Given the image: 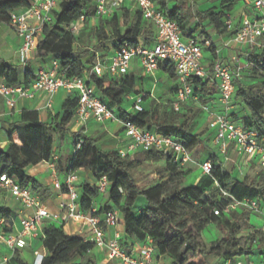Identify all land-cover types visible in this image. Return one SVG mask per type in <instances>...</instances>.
<instances>
[{"label":"trees","instance_id":"16d2710c","mask_svg":"<svg viewBox=\"0 0 264 264\" xmlns=\"http://www.w3.org/2000/svg\"><path fill=\"white\" fill-rule=\"evenodd\" d=\"M159 9L166 12L169 18L175 20L182 27V19L177 8L169 9L167 0H153ZM224 10L234 9L235 1H224ZM31 0H0V22H9L11 11L26 8ZM225 11L215 13L213 10L205 11L202 19L210 21L214 27L227 30L224 18ZM95 14V0H61L60 9L55 22L46 25L43 38L37 47V57L59 60L62 68H68V75H82L89 68L91 60H84V52L75 50V43L81 40L71 32L73 24L81 17L86 20ZM142 15L140 12L134 17L129 28L123 32L119 26L117 14L100 21L96 28L98 41L111 39V47L119 48L124 41L136 43V38L142 31ZM127 24V20L125 21ZM110 29V35L105 30ZM183 31V30H182ZM105 47V46H104ZM214 51V47L210 48ZM249 65L264 76V49L248 57ZM165 71L173 76L174 69L169 63H162ZM161 64V66H162ZM248 65V66H249ZM0 78L11 86L20 84L30 85L36 76L29 70L21 78L19 67L12 63L0 61ZM195 94L210 93V81L192 79ZM100 97L108 102L111 109L118 107V115L122 121L131 120L146 130H152L165 135L173 136L185 145L191 153L192 160L195 152L207 148V142L202 139L204 131L193 133L190 128V119L184 115V120L178 123L176 113L172 109L153 122L158 108L154 111L144 109L142 112L131 114L121 108L125 97L133 93L135 82L133 76L125 75L107 82L106 77L94 78ZM108 83V84H107ZM234 107L247 109L249 113L243 114L237 110L231 112L233 120L245 129H256L259 140L264 147V87L253 90L252 85L245 86L235 81ZM264 85V83H263ZM78 107L76 93L69 95L63 102L60 112L56 115L55 123L43 124L38 122L37 116L32 117V124L22 128L14 127L9 135L12 142L9 151L0 150L1 173L16 176L23 185H32L38 189L37 181L25 173L28 165H37L48 161L53 153L55 135H66V126L72 121ZM32 115V113H28ZM35 114V113H34ZM26 113L23 114L25 120ZM208 130V129H207ZM214 137V133H213ZM81 148L75 151L77 139H73L74 151L65 167V175L82 167H87L98 180L106 176L110 183L109 198L112 203L105 211L116 210L120 213L118 223L125 227L126 239L133 241L151 238L160 255L173 259L175 264H211L210 257L222 260H237L242 255H252L256 250L264 248V231L249 224V213L245 207L232 209L228 213L215 215L214 208L223 210L229 202L219 200L220 188L225 189L236 199H256L264 208V173L257 178L245 177L243 180L232 178L226 172L222 163L210 159L212 163L211 175H203L202 170L194 168L192 161L183 167L172 160L170 154L159 151H139L126 157H121L118 150L100 151L96 140L91 137H80ZM137 154H142L139 157ZM213 158H216L213 156ZM165 159V167L159 172V177L151 175L147 179L146 187L136 181L133 171L143 166L145 160ZM201 169V165H200ZM84 195L80 199V208L84 212L92 209L91 196H97V188L84 184ZM66 190V189H64ZM140 196L146 199L147 206L139 214L134 213L136 202ZM104 209H101V211ZM99 211L98 213H101ZM4 220L3 230L11 232L10 223L13 212L0 207V220ZM244 225L251 229L247 236H241ZM212 230L216 239L210 247L202 241L205 230ZM44 247L47 251L41 264H98L89 254L94 245L83 238L67 235L63 224L47 223L43 227ZM263 253V252H261ZM81 259L80 261H78ZM9 264H27L18 251H14Z\"/></svg>","mask_w":264,"mask_h":264},{"label":"built area","instance_id":"2783aa9c","mask_svg":"<svg viewBox=\"0 0 264 264\" xmlns=\"http://www.w3.org/2000/svg\"><path fill=\"white\" fill-rule=\"evenodd\" d=\"M125 0H95V14L93 17L110 18ZM141 13L143 19L153 24L156 28V37L153 44L137 41L131 43L124 41L112 56L107 60H98L92 67L86 69L82 75H68V68H62L59 60L53 59L51 66L37 71L36 79L30 85L20 84L11 86L0 82V97L10 110L16 107L19 100L34 99L38 94L47 96V107L52 108L55 94L65 91L67 94L76 93L78 107L75 118L81 125H86L90 120L97 122L119 121L115 111L108 102L102 99L98 93L94 78L111 76L120 78L128 74L131 62L135 57L140 60L143 73L147 76H155L162 63H169L179 80L174 99L170 102V108L179 113L184 103L196 99L195 86L192 79L214 81L219 93L220 110L204 106L203 110L209 115L207 128L214 133V140L221 154L227 155L231 143H235L239 155H244L251 162L256 160L264 169V147L259 140V132L256 129H245L236 123L231 117L234 108V94L236 90V74L232 68L217 57L211 66L203 64L204 47L217 50L210 38L199 39L198 36L184 38L183 31L177 21L168 17L166 12L159 9L153 0H129ZM61 0H31V5L9 13L8 24L21 39L22 43L17 50L20 63L26 64L43 38L46 25L55 22L60 9ZM247 11L241 16V24L235 29L233 41L239 46L248 45L250 48L261 51L264 49V0H245ZM85 16H81L71 27V32L79 36V32L85 23ZM224 23L228 31H233L234 24L231 17L227 16ZM75 45L78 47L79 42ZM218 52V50H217ZM252 54V53H251ZM145 94L131 96L135 113L142 112L145 108L143 101ZM129 97V96H128ZM134 113V114H135ZM125 136L129 139L126 147L118 150L121 157H126L139 151H159L172 156V161L180 167L192 161L188 148L177 141L173 136L158 133L141 128L131 120L122 121ZM77 144L75 151L81 148L79 136L75 135ZM59 155L52 154L47 161L55 170ZM203 175H211L212 163L205 160L201 163ZM79 180L76 171L69 173L64 183L55 182V187L66 189L69 202L62 204L61 213L51 212L47 206L36 196L32 185H23L16 176L0 175V187L4 188L13 198L19 201L24 208L32 210V214L21 220L22 231L18 234L5 233L0 230V242L12 251L28 246L29 236H45L40 229L45 220L61 222L76 221L88 227L92 236L91 243L94 247L106 249L110 260L119 264H155L156 248L151 238L136 248H125L122 233L116 231L112 237H107L106 230L116 226L120 213L116 210H108L98 213L91 209L84 212L80 208L81 193L76 184ZM111 183L104 176L98 180L96 188L99 193H109ZM219 200H226L229 204L221 210L214 208L215 215L228 213L232 209L245 207L250 212L261 213V204L256 199L238 200L228 191L220 188ZM4 220H0L3 226ZM264 231V225L261 227ZM44 257H41L40 264ZM8 259H4L7 262ZM221 264H258L250 260L237 259L223 260Z\"/></svg>","mask_w":264,"mask_h":264},{"label":"crops","instance_id":"0c3cea01","mask_svg":"<svg viewBox=\"0 0 264 264\" xmlns=\"http://www.w3.org/2000/svg\"><path fill=\"white\" fill-rule=\"evenodd\" d=\"M171 2V5L168 6L169 9L177 8V13L179 17L182 19V30L184 38L191 37V36H198L199 39L203 38H210L214 43L215 47L217 48L214 51L209 47H204L205 50H210V55L205 58L203 57V64L205 66H211L213 61L219 57L224 63L232 67L235 74L236 71L239 69H244L248 67L249 61L248 57L251 56V53H258L259 51L256 50L252 52V48L248 45L239 46L233 41V37L235 34V29L239 28L241 24V16L244 11H247L248 5L243 1L235 2L234 9L232 11H225L224 10V1L227 0H193V5H188L187 3H181L180 0H168ZM213 10L215 13L220 11H225L227 16L231 17L234 29L233 31L217 30L213 24L210 23L207 19H202V14L205 11ZM139 12L138 8L129 0H125L124 3L116 10L117 19L120 28L123 32H125L131 22L133 21L134 17ZM106 17H91L85 21L83 24L79 35L89 26L97 28L100 25V21L105 19ZM142 19V31L140 36L136 38L137 41H142L145 43L153 44L155 37H156V28L153 26L152 23L147 22ZM225 19V18H224ZM223 19V20H224ZM127 20V24L125 21ZM105 30L110 35V29L105 26ZM21 39L16 35L15 31L11 28L8 23L0 22V61L15 64L19 67L21 71V78H24V74L27 70L31 72L32 75H36L37 71L42 68H49L51 66L52 59L42 60L37 57V52H34L32 58L26 63H20L17 55V50L21 45ZM98 44L102 46L104 49L105 57L99 58L95 57L94 62L90 63L88 66L89 68L92 67L98 60H107L110 56H112L115 52V48L111 47L113 44V40L108 39L104 41H99ZM102 44V45H101ZM105 46V47H103ZM75 50L77 51V46L74 45ZM239 48V49H238ZM241 48V49H240ZM238 50H240L238 52ZM241 52V53H240ZM246 57V61L242 60V55ZM234 62H228V61ZM238 66V67H237ZM128 76L134 77L135 88L136 90H144L146 92H152L151 98L149 99L150 106L153 105V102L156 100L155 107L162 105L163 110L166 109L169 111L170 102L174 99L176 94V90L178 88L179 80L177 76L169 75L165 69L163 68V64L160 69L156 72L155 76H147L143 73L141 68L140 60L138 57H135L132 62L130 69L128 71ZM107 82L113 78L111 76H105ZM104 78V77H103ZM162 80L163 83H167L171 80V84H169L164 91H162V101L158 99V92L156 85ZM210 81V93L206 94L197 93L196 99H191L183 104L180 113L184 110V108H188V112L194 114L196 112H201L206 118V123L208 121V113L203 110L204 106H208L211 109L220 110L219 105V93L217 91V87L214 81ZM0 82H4L3 78H0ZM144 84H143V83ZM108 84V83H107ZM154 87V88H153ZM145 94L147 96V94ZM71 94L65 93V91H60L55 94L53 99V106L52 108L47 107L48 98L45 94L40 93L34 99H22L19 100L16 104V107L12 110L6 107L4 100L0 97V150L9 151L12 145L10 140V133L11 130L16 128H22L26 125L32 124V117L37 116L38 122L47 124V123H55V117L60 112L62 108V104L64 100ZM139 95V94H137ZM131 96H136L131 95ZM130 104L133 106V100L130 99ZM145 96V98H146ZM144 98V100H146ZM60 99V103H58L59 109L57 110L56 105L57 101ZM121 108H123L126 112L130 113L127 108L126 104H121ZM113 110L115 111L117 117L118 115V107H114ZM233 110H237L239 113L240 111L243 114L249 113L247 109H241L240 106H235ZM232 110V111H233ZM26 113V119H23V114ZM28 113H32L29 115ZM35 113V114H34ZM134 114V113H131ZM120 119V118H119ZM207 126V125H206ZM68 133L66 135H55L53 153L57 154L60 157L63 154L64 147L66 148L67 143H63L58 141L61 137L71 136H79L81 137H91L92 139L96 140V145L98 150L100 151H111V150H119L120 148L126 147L128 144L129 139L125 136L124 127L122 125V120L119 121H105L103 123L97 122L96 120H90L86 125H81L75 118L66 126ZM73 141V140H72ZM213 148L212 154L216 157V161L219 160L222 163V166L226 172H229L228 167L226 166L225 159H228L231 162L241 163L244 165L245 177L250 178H257L261 173H264V169H262L257 161L254 159L249 162L244 155H239L237 152V147L235 143H231L228 149L227 155H223L219 152L218 147L215 143L213 137ZM60 144L62 145L60 147ZM66 144V145H65ZM70 151H74L73 143L70 145ZM234 159V160H233ZM210 160V159H206ZM59 161V160H58ZM57 161V162H58ZM205 161V160H204ZM3 166L0 164V175ZM88 171V176L91 175V179L89 182L85 180L83 176L80 175V172ZM25 173L35 179L37 181L38 189L34 190L36 196L44 203L47 208L53 213H61L62 212V204H66L69 202V197L66 191L63 189H59L55 187V182L58 180L60 183H64L66 175L63 178H59L56 174V170H54L47 161L41 162L37 165H28L25 168ZM230 173V172H229ZM76 174L79 177V180L76 184L77 189L80 191L82 195H84V184H89L91 187L96 188L98 184V179L94 177L92 172L87 167H82L76 170ZM231 174V173H230ZM244 177V178H245ZM232 178H235L232 176ZM237 179V178H236ZM243 180V179H239ZM81 195V196H82ZM81 198V197H80ZM92 201V209L96 210L97 212L101 211L104 213L107 206H111L112 203L110 202L109 193H98L97 196H91ZM248 199V198H247ZM147 206L146 199L143 196H140L136 202V206L134 208V213L139 215ZM0 207H6L13 212V219L10 223L11 232L18 234L22 231L21 220L25 217H28L32 214V210H28L23 207V205L13 198L4 188L0 187ZM264 209V208H263ZM47 223H55L56 225L62 224L61 222H54L45 220L44 223L41 225L40 229L43 233V227ZM63 229L67 235L76 236L83 238L85 241L90 242L92 241V236L88 232V227L83 226L81 223L76 221H69L68 223L63 224ZM0 230L4 232L3 227L0 226ZM107 237H112L116 231L122 233L123 241L125 243V248L131 250L136 248L137 246L143 244L145 240L133 241L132 239H126L125 237V227L122 224H118L116 226H111L106 230ZM28 246L19 248L18 253L20 254L21 258L27 264H40L41 257H45L47 251L43 244V239L41 236L33 237L29 236L27 238ZM4 247L7 249L9 255L5 256L4 259H8L7 262H3L9 264L11 256L14 251L6 247L4 244L0 242V247ZM98 264H119L116 261L110 260L107 256L106 249L94 247V249L89 253ZM0 258H1V251H0ZM79 259L78 261H80ZM3 264V263H2ZM155 264H175L173 259L166 255H160L156 252L155 254Z\"/></svg>","mask_w":264,"mask_h":264},{"label":"rangeland","instance_id":"374dc122","mask_svg":"<svg viewBox=\"0 0 264 264\" xmlns=\"http://www.w3.org/2000/svg\"><path fill=\"white\" fill-rule=\"evenodd\" d=\"M181 3H187L188 5H193L194 1L193 0H180ZM235 2L238 1H243V0H233ZM167 5L170 6L171 2H169L167 0ZM81 40L79 43V46L77 47V51H81L84 52L85 54V58L84 60H91V62H94L95 57H99V58H103L105 57L104 54V49L102 48V46H100V44H98V39H97V35H96V29L95 27H91L89 26L88 29H86L85 31H83L81 33ZM102 45V44H101ZM104 47V46H103ZM239 49V48H238ZM241 49V48H240ZM240 50H238L239 52ZM256 49H253L252 52H255ZM204 52V56L205 58H207L210 55V50H205ZM241 53V52H240ZM242 56V60L246 61V57L243 56V54H241ZM228 62H234L232 60L228 61ZM235 63V62H234ZM230 65V64H229ZM231 67V66H230ZM238 67V66H237ZM232 68V67H231ZM236 79L237 82L241 85H245V86H250L252 85L253 90L257 91L260 88H263L264 85V76L263 73L261 71H257L255 70L253 67H251L250 65L244 69H239L238 71H236ZM171 80L167 83H163L162 80L159 82V84L156 85L157 87V92H158V99L162 101V91H164L166 89V87L171 84L170 83ZM143 83V82H142ZM144 84V83H143ZM154 88V87H153ZM146 91L144 90H136V88H134L133 93H131L129 96L131 95H137V94H141V93H145ZM151 93H153V91L151 92H146L147 96H146V100L143 101V106L144 108L150 110L151 112L154 111L155 108H158V113L155 115V118L153 120V122H155L156 119L160 118L165 110H163L162 105H159L157 107H155L154 105L157 103L156 100L153 102V105L150 106L149 103V99L151 98ZM58 103H60V99L57 101V105L56 108L57 110L59 109L58 107ZM124 105L126 104V108L130 113H135L134 107L132 106V104H130V100L128 99V96L125 97V99L123 100ZM171 108L169 107V110ZM184 115H187V117L190 119V128L191 131L193 133H200L202 131H204L203 135H202V139L205 140L207 142L208 147L207 148H202L201 150H198L195 152V155L197 156L196 158L194 157V159L192 160L191 164L194 168L199 169L200 170V175L203 176L201 174V169H200V165L201 163L206 160V159H214L213 158V154H212V148H213V131L211 129L207 128V123H206V118L203 114H201V112H196L194 114L188 112V108H184V110L179 113L176 114L175 116V120L178 121V123H181L184 120ZM208 129V130H207ZM75 136H73L74 139ZM72 137L68 136V138H66V136L61 137L60 139H58V141L63 143H67L66 148L64 147L63 149V154L60 157L59 156V161L56 164V174L58 175L59 178H63L65 175V167L67 166L68 162H69V151H70V145L72 144ZM64 145V144H63ZM62 145L60 144V147ZM139 157L143 156L142 154H137ZM216 159V158H215ZM234 160V159H233ZM219 161V160H218ZM225 163L226 166L228 167L229 172L231 173V175L237 179H244L245 177V171L246 169L244 168V165L241 163H234L231 162L228 159H225ZM165 159L162 160H145L143 166L137 168L136 170L133 171V176L136 179V181H138L139 183H141L142 185H144L147 181V179H150L149 177L151 175H153V177H155V180L158 179L159 177V172L165 167ZM88 171H84V172H80V175L83 176L85 178V180L87 182L90 181L91 179V175L88 176ZM146 185H144V187H146ZM144 198V197H143ZM145 199V198H144ZM242 207H238L237 209H240ZM263 209V208H262ZM250 219H249V224L256 226L257 228H261L264 225V209L261 213L257 212V213H253L250 212L249 213ZM251 229H248L247 226L244 225V229L242 231V233L240 234L241 236H247L248 234L251 233ZM202 241L203 243L206 244L207 247H210L211 244L213 243V241L216 239V235L212 230H205L203 235H202ZM0 251H1V258H0V264H6L3 262V259L5 256L9 255L8 251L6 248L4 247H0ZM263 252V253H261ZM239 258L241 259H245V260H250L252 262L258 263V264H264V248L263 249H259L256 250V252L252 255L246 256V255H242ZM222 259H219L217 257H210V262L211 264H221L222 263Z\"/></svg>","mask_w":264,"mask_h":264}]
</instances>
